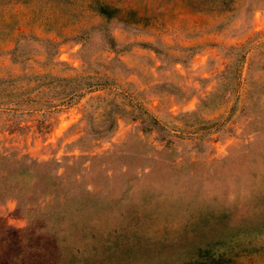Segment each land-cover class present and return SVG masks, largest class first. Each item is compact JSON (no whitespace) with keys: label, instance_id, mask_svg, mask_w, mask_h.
Listing matches in <instances>:
<instances>
[{"label":"rangeland","instance_id":"374dc122","mask_svg":"<svg viewBox=\"0 0 264 264\" xmlns=\"http://www.w3.org/2000/svg\"><path fill=\"white\" fill-rule=\"evenodd\" d=\"M102 1L113 17L84 0H0V153L56 161L38 170H55L52 196L28 177L0 192V264H167L197 245L264 264L250 223H264V90L243 64L233 89L201 102L228 44L259 59L264 0ZM83 80L104 86L69 97ZM108 109L109 133L82 130ZM219 215L251 225L224 233Z\"/></svg>","mask_w":264,"mask_h":264},{"label":"trees","instance_id":"16d2710c","mask_svg":"<svg viewBox=\"0 0 264 264\" xmlns=\"http://www.w3.org/2000/svg\"><path fill=\"white\" fill-rule=\"evenodd\" d=\"M11 1V0H8ZM85 6L96 12L99 16L103 19H109L115 15L116 9L114 7L109 6L102 0H84ZM88 30L92 29H102L105 34L106 42L109 46L114 44L113 37L109 34L106 27L101 23H96L94 25H90ZM81 37V35H79ZM43 41L50 46L53 47V53L57 49V41H53L47 38H44ZM263 42V40H260ZM259 41V42H260ZM197 44L188 45L184 48L187 50H193ZM253 47L255 45H252ZM252 46H245L244 44L241 45H234L228 44L227 48L230 52L228 57V61L226 62L225 66L220 69L216 73V83L212 91H209L204 98L201 99V102L206 101L208 98H214V96H221L225 90H231L235 87L237 83V79L240 75L242 65L245 64V69L247 71L246 79L249 83H256L258 86L256 87V91L264 90V76L262 79L257 81L256 78L252 77L248 73V71L254 67L258 66L260 71L264 74V50H260L258 52L259 59L256 57L253 58L252 54H249L252 51ZM261 58V59H260ZM77 76H69L67 77L68 80L76 81ZM104 84L102 82L97 81H90V80H83L79 83H76L72 86L69 91V97L75 96L78 97L82 95L83 91L86 90H93L97 88L103 87ZM250 90V89H248ZM139 112H145L141 109L140 105L136 106ZM232 109V108H230ZM148 115V113H146ZM136 115L134 114L133 117ZM84 120V119H83ZM82 130L92 134L94 137L103 136L106 133H109L114 125H115V117L111 113V109L107 110V117L102 121H90L85 120L83 121ZM52 165V169H55L56 161L55 159H43L37 160L36 158L30 156L27 153H23L17 155L15 153H0V192H8L10 188H13L14 184L19 182L23 177L32 178V181L36 180H43L45 187L40 193V199L44 200V198L52 196V190L54 187V178L56 177L55 170L52 174L43 173L40 174L38 171L40 167ZM25 197H33L30 193L19 197V194H15L17 199V203L23 201ZM33 200V198H32ZM36 200V199H35ZM39 201V200H38ZM248 222L244 218L238 219V221L234 222L233 224L228 219L226 215H219L215 220L213 227L220 231H224V233H229L232 228H235L237 231H243L247 229L250 223L254 229L264 228L263 221H254ZM251 225V224H250ZM184 257L180 258V255L177 254L176 257L170 256L169 260H167V264H226L229 261V256L226 254L224 249H212L211 247H203L197 245L193 249L186 250L183 254ZM180 258L178 261L172 263L173 260Z\"/></svg>","mask_w":264,"mask_h":264}]
</instances>
